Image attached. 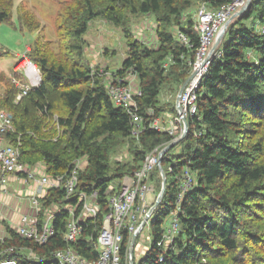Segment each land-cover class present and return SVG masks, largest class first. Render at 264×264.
Segmentation results:
<instances>
[{
  "label": "trees",
  "instance_id": "trees-1",
  "mask_svg": "<svg viewBox=\"0 0 264 264\" xmlns=\"http://www.w3.org/2000/svg\"><path fill=\"white\" fill-rule=\"evenodd\" d=\"M16 1L0 0V24L13 25L15 8V30L21 34L40 32L34 12L16 7ZM233 1H59L54 19L56 40L46 41L37 34L25 52V58L38 70L39 86L16 101L18 90L9 77L1 78L5 90L0 111L13 118L16 134L12 140L21 142L22 162H42L46 174L57 176L63 175L72 161L86 158L88 166L79 174L78 187L86 193L97 191L100 213L89 222L86 234L71 245L80 258L97 260L96 248L85 237L96 238L108 212L107 192L112 183L140 169L146 154L163 150L173 141L147 129L132 136L130 115L113 106L105 80L91 76L84 52L91 23L110 24L124 38L125 58L113 74L122 78L131 71L136 76L141 91L139 114L148 117L151 109L155 117L173 116L174 104H162L160 96L167 93L175 98L198 50L190 11L201 4L217 10ZM147 17L151 24H140L141 32L149 29L152 34L149 40L146 35L137 39L133 25ZM263 24L264 0H252L246 12L229 23L197 89L198 113L187 121L188 133L177 144L180 153L174 165L167 167L170 172L163 169L169 152L161 159L165 194L149 220V247L140 257L133 253L134 264H264V37L257 31ZM178 33L187 38V46L179 41ZM8 57L0 46V61ZM12 75H16L14 71ZM121 148L129 152L123 161L115 158ZM183 170L193 179L179 201ZM151 177L153 191L159 194L158 171ZM172 214L179 228L167 243L164 234ZM54 225L55 236L44 246L21 239L4 225L10 236L0 244V262L59 264L52 253L67 247L62 242L65 216L57 218ZM123 242L125 264L126 235ZM11 247L16 249L13 255L2 252ZM29 251L33 260L28 259Z\"/></svg>",
  "mask_w": 264,
  "mask_h": 264
},
{
  "label": "built area",
  "instance_id": "built-area-1",
  "mask_svg": "<svg viewBox=\"0 0 264 264\" xmlns=\"http://www.w3.org/2000/svg\"><path fill=\"white\" fill-rule=\"evenodd\" d=\"M245 2L246 0H234L233 3L217 10L202 4L205 8L194 17L192 25V30L199 40L198 50L191 64L195 76L180 94L178 103L175 101L176 114L173 116L155 117L151 109L147 110L148 117L139 114L137 100L141 91L136 76L131 71L122 78H118L113 72L110 73L106 95L115 108H120L130 115L133 137L140 136L146 129L168 135L173 140L180 137L184 132V122L187 124L188 119L198 113L196 92L210 60L215 55L214 53L208 58L211 46L223 26L230 22L233 14ZM257 31L264 37V24L257 26ZM177 38L183 45H188L184 35L178 33ZM15 70L16 76L11 77V84L19 90L16 97L18 101L27 96L32 88L39 86L40 78L38 70L29 61H26L25 67ZM92 75L99 76L95 72H92ZM12 122L13 118L7 111H0V244L10 236L4 227L6 225L23 240L41 246L47 245L55 236L54 223L57 218L65 216L62 242L67 244V247L52 253V257L59 264H122L121 250L125 235L130 244L131 236L137 233L136 245L144 227L149 229V220L155 212L154 210L150 214L157 199L154 198V181L151 176L155 170L158 171V155L162 150L158 148L146 154L140 169L123 176L109 187L108 212L101 221V228L94 240L90 234L85 237L97 251V260L89 262L80 258L71 248V245L86 234L89 222H93L100 213L97 191L86 193L78 187L79 174L88 166L86 158L72 161L63 175L49 176L46 174V165L42 162L28 165L21 161V142L19 138L12 140V135L16 134ZM168 171L170 172V169ZM183 171V182L178 192L179 201L185 191L190 189L193 179L186 170ZM57 192H60L61 196ZM142 223L144 227L140 229ZM166 225L164 241L170 243L179 228L173 214ZM15 251L16 249L11 247L2 252L13 255ZM26 254L31 259L35 258L31 251ZM125 258L128 259L127 253ZM0 264L17 262L13 259L1 260Z\"/></svg>",
  "mask_w": 264,
  "mask_h": 264
},
{
  "label": "rangeland",
  "instance_id": "rangeland-1",
  "mask_svg": "<svg viewBox=\"0 0 264 264\" xmlns=\"http://www.w3.org/2000/svg\"><path fill=\"white\" fill-rule=\"evenodd\" d=\"M59 1H65V0H17L16 1L15 3L16 7L17 5L28 7L34 12L37 21H39L40 23L39 25L40 32H36L34 34H29V33L21 34L19 33V31L15 30L13 27L17 26V22L15 19L16 11L14 8L11 17V22L13 25L10 26L7 24H0V46L4 48L5 51H7L9 54V58H7L6 60L4 59L3 61L0 62V72L3 71L5 74H8V72L12 67L13 60H16V62H18L20 59L24 57V54H22L24 47L27 46V44L29 43L30 44L33 43L37 39L38 36L37 34L43 37V39L46 41L54 42L56 40L54 19L58 11ZM204 8L205 7L201 4L199 7L192 9L190 11V14L192 15L193 19L194 17L196 18V15L199 14L201 10H204ZM142 23L151 24V19L147 17L144 18L142 22L138 23V25L137 24L133 25L135 26L134 30H136L137 28L138 31L136 35L137 39L138 37L140 38L146 35L145 39L149 40V38L147 37L151 36L152 34L151 30L147 29L141 32L142 26L140 24ZM85 41H86V46H85L86 49L84 52L86 58L91 64L90 65L91 74L92 72L97 73L99 75L98 77L104 79L105 83L107 84V79L110 76V73L114 71H118L121 68L120 66L125 58L126 51L124 46V38L120 34L119 29H116L110 24L107 23L103 24L100 21H95L91 23L90 28L88 29V32L85 37ZM15 55H19V56L16 57L15 59L14 58ZM25 65H26V61H21L15 67V69H21L25 67ZM192 74H193L192 78H194L195 73L192 72V66H191L187 79ZM160 97H161V103L164 105L172 104V103L175 104L176 96L174 98L173 95L163 93L161 94ZM186 128H187V124H186ZM118 152H119L117 153L118 156L115 158H117L119 161H123L126 157L127 159L129 158V152L127 151V148H121L120 150H118ZM179 153H180V147L176 145L165 156L163 169L166 173H168L167 167L174 165L175 157L179 155ZM167 177L168 179L171 178L168 174ZM115 182L117 183V181ZM152 184L154 185V182ZM153 187L154 186H152V189ZM153 192L155 193L154 198H156L158 196V193H156V191ZM149 244H150L149 229L146 226L144 227L138 239L136 240V245H134L133 253L136 252L137 256L140 257L145 251V249L149 247ZM129 246H128V251L126 252L127 256L129 253ZM28 259L30 258L28 257ZM129 259H130L129 256L127 260L126 258L124 259L125 264H129Z\"/></svg>",
  "mask_w": 264,
  "mask_h": 264
},
{
  "label": "water",
  "instance_id": "water-1",
  "mask_svg": "<svg viewBox=\"0 0 264 264\" xmlns=\"http://www.w3.org/2000/svg\"><path fill=\"white\" fill-rule=\"evenodd\" d=\"M252 2V0H246V2L244 3V5L235 13L233 14L234 17H239L241 16L244 12H246V10L248 9L250 3ZM234 17L230 20V22L234 19ZM228 22L227 24H225L222 28V30L220 31V33L218 34L216 40L214 41L213 43V46H212V49L209 53V57H211L215 51L218 49V45L219 43L222 41V39L224 38L225 36V31L229 25ZM207 58V59H208ZM192 76H189L188 79L186 80V82L181 86V88L179 89L178 93H177V98H176V103H178V100H179V96L180 94L182 93V91L185 89V87L188 85V83L190 82L189 80L192 79ZM195 76V75H194ZM183 129H184V132L183 134L174 139L173 142L171 144H169L167 147H165L160 153H159V165H158V171H159V174H160V177H161V187H160V190H159V194L157 196V199H156V202H155V205L151 208L150 210V214L156 210V208L158 207L159 203L162 201L163 199V196H164V191H165V187H166V177L164 175V172H163V169H162V157L165 156L170 150H172L177 144L181 143L185 137H186V134H187V128H186V122H184V126H183ZM146 221V219H145ZM144 227V223H142L140 225V229H142ZM137 236V233L133 234L131 236V239H130V246H129V253H128V256H129V264H134V258H133V251H134V245H135V238Z\"/></svg>",
  "mask_w": 264,
  "mask_h": 264
},
{
  "label": "crops",
  "instance_id": "crops-1",
  "mask_svg": "<svg viewBox=\"0 0 264 264\" xmlns=\"http://www.w3.org/2000/svg\"><path fill=\"white\" fill-rule=\"evenodd\" d=\"M101 22V21H100ZM103 23V22H102ZM104 24V23H103ZM34 41V40H33ZM32 44V43H31ZM30 43L29 44H27V46H25L24 47V50H23V53L22 54H25V52L27 51V49H28V47H29V45H31ZM4 49V48H3ZM5 50V49H4ZM104 54V53H103ZM19 55H15V59H16V57H18ZM9 58V57H8ZM7 59V58H6ZM5 59V60H6ZM1 61H3V60H1ZM0 61V62H1ZM20 61V60H19ZM18 61V62H19ZM18 62H16V60H13V64H12V67H11V69H10V71L8 72V74H5L3 71L2 72H0V96L3 94V91L5 90V86H4V84H3V82L1 81V78H3V77H10V75H11V73H12V71H14L13 69H14V67H15V65L18 63Z\"/></svg>",
  "mask_w": 264,
  "mask_h": 264
}]
</instances>
